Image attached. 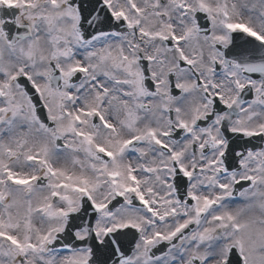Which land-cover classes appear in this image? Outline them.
<instances>
[{
  "label": "snow or ice",
  "instance_id": "obj_1",
  "mask_svg": "<svg viewBox=\"0 0 264 264\" xmlns=\"http://www.w3.org/2000/svg\"><path fill=\"white\" fill-rule=\"evenodd\" d=\"M0 264H264V0H0Z\"/></svg>",
  "mask_w": 264,
  "mask_h": 264
}]
</instances>
